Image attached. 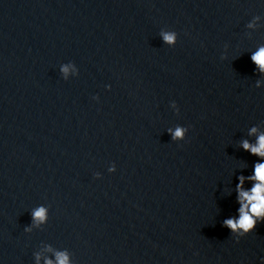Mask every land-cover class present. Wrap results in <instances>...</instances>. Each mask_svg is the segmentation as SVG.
<instances>
[{
	"label": "clouds",
	"instance_id": "clouds-1",
	"mask_svg": "<svg viewBox=\"0 0 264 264\" xmlns=\"http://www.w3.org/2000/svg\"><path fill=\"white\" fill-rule=\"evenodd\" d=\"M258 17H254L256 19ZM247 27H252V24H247ZM176 33H170L165 35V40L172 42L175 39ZM227 47V45H225ZM221 59H226L221 55ZM251 61L256 66V72L260 75H264V44L259 45L257 49L252 52ZM64 72H67L65 67ZM256 87H260V81H256ZM172 135V141L185 139V134L188 132V128L178 125L174 131L169 129ZM258 128L252 126L249 129V135H255L256 139L254 143L249 142L247 139H243L239 143V147L244 151L250 153L253 156L259 157L258 162L253 166V171L250 175H239L237 177L238 183L235 186L236 201L239 205L237 209V216L226 218L222 221V226L230 230L231 236L239 240L248 234L252 233L257 227L258 223L264 222V132H260L257 135ZM115 164H112L108 171L114 172ZM96 178H100V173H96ZM251 184L250 188L245 187V182ZM31 225L24 228L25 232H31L32 227H38L40 225H46L49 219V208L46 206H37L31 210ZM55 264H70L69 255L67 250L57 251L55 253ZM40 257L37 254L36 260L39 261ZM45 264H54L50 259H47Z\"/></svg>",
	"mask_w": 264,
	"mask_h": 264
}]
</instances>
